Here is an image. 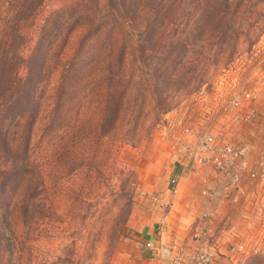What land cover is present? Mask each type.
<instances>
[{
    "label": "rangeland",
    "instance_id": "obj_1",
    "mask_svg": "<svg viewBox=\"0 0 264 264\" xmlns=\"http://www.w3.org/2000/svg\"><path fill=\"white\" fill-rule=\"evenodd\" d=\"M104 1L98 0L97 6L87 0H0V115L6 81L21 78L30 57L27 74L33 79L27 86L36 96L33 102L38 97L39 110L30 169L38 165L49 173L46 195L37 202L46 207L35 215L29 206L25 224L18 214L11 219V227L23 238L19 264H138L131 256V237L153 215L158 214L156 224L165 223L153 198L160 202L166 195L177 165L172 151L181 126H195L204 110L223 101L227 90L241 83L245 70L264 71L263 28L253 35L260 34L251 47L242 36L232 48H222L221 54L215 47L206 70L198 65L187 74L184 65L173 78V87H165L158 99L144 85L135 90L139 52L145 48L147 53L150 46L161 48L167 41L171 31L167 21L174 8H168L154 25L150 45L142 43L138 30L110 15ZM254 1L261 4L264 25V0ZM117 71L130 81L129 89L120 114L103 131L110 92L106 73ZM15 86L21 88L17 82ZM139 92L142 99L136 98ZM157 104L170 109L155 122ZM47 119L51 125L44 132ZM25 123L24 114L12 123L0 118V134L6 141V134L10 135L14 145L12 139L22 135ZM29 186L25 174L11 204L26 198ZM1 203H6V195ZM246 261L264 264V253L252 254Z\"/></svg>",
    "mask_w": 264,
    "mask_h": 264
},
{
    "label": "trees",
    "instance_id": "obj_2",
    "mask_svg": "<svg viewBox=\"0 0 264 264\" xmlns=\"http://www.w3.org/2000/svg\"><path fill=\"white\" fill-rule=\"evenodd\" d=\"M87 2H94L98 6V0ZM102 5L110 15L117 19L121 18L127 28L138 30L144 44H150L153 36L150 35L151 30L154 25L160 23L165 11L174 8L172 18L167 21V26L169 30L171 29L167 32V41L165 40L161 48L150 46L147 53L145 48L139 52L140 79L134 82L135 90L144 85L147 92L152 90L156 99L161 96L165 87L168 89L173 87V78L180 75V69L184 65L188 67V71H185L187 74L198 65L200 70H206L214 59L215 47H219L218 53L221 54L222 48H232L241 36L248 38L251 47L260 36L259 33L255 37L253 35L264 28L259 13L261 4L254 0H105ZM29 58L25 60L21 78L15 77L14 81L11 77L10 83L6 81L5 108L0 115L2 120L6 118L9 123L22 114L26 118L22 135L12 139L15 141L14 145H11L10 135L6 134V141L5 136L0 134V162L3 163V167H0V264H19L21 261L23 238L11 227V219L18 214L25 224V213L29 211V206L35 215L36 210L46 207V203L41 206V203L37 202L38 198L41 200L40 196L46 195L45 183L49 173H43L38 165L30 169L31 138L39 110L38 97L33 102V96L34 98L36 96L27 86L33 79V74H27ZM42 72L44 73V69ZM13 74L16 76V72ZM106 75L107 89L110 88V92L106 99L108 101L105 108L106 116L101 125L103 131L113 116L120 114L121 104L130 83L124 80V73L121 71L107 72ZM16 82L20 89L16 88ZM199 83L201 85L203 81L197 84ZM34 87L36 86L32 88ZM136 98L142 99L143 93L139 92ZM156 107L159 112L155 115V122H158L161 120L160 115L168 111L170 106L157 104ZM50 123L48 120L47 125H44V132L50 129ZM7 128L8 124L6 130ZM25 174H28L30 180L27 197H22L18 202L11 204ZM5 195L6 203H1ZM49 208L51 209L50 205Z\"/></svg>",
    "mask_w": 264,
    "mask_h": 264
},
{
    "label": "built area",
    "instance_id": "obj_3",
    "mask_svg": "<svg viewBox=\"0 0 264 264\" xmlns=\"http://www.w3.org/2000/svg\"><path fill=\"white\" fill-rule=\"evenodd\" d=\"M262 69L245 70L241 83L231 86L223 101L204 110L198 125L181 126L172 157L201 179L198 212L192 214L188 242L156 251L147 242L152 254L142 264H240L244 257L264 252ZM178 180L176 175L169 177L170 196L177 193ZM158 199L153 198V206L166 215L170 202L161 207ZM234 209L236 217L230 213ZM232 254L236 258L229 262Z\"/></svg>",
    "mask_w": 264,
    "mask_h": 264
},
{
    "label": "crops",
    "instance_id": "obj_4",
    "mask_svg": "<svg viewBox=\"0 0 264 264\" xmlns=\"http://www.w3.org/2000/svg\"><path fill=\"white\" fill-rule=\"evenodd\" d=\"M264 136V125L260 132V138ZM192 170V166L188 167ZM206 173H210L207 171ZM171 175L178 176L177 193L170 196L168 188H166V195L162 203H169L168 213L164 215L165 228H162L158 223L156 224L158 214L151 216V220L147 219L144 226L140 229L137 228V236L131 237L132 254L131 256L137 260L138 264L146 263L150 258L152 252L145 247V243L150 242L154 250H160L169 245L183 244L189 241L188 229L192 222V214L198 212V195L201 183L200 177L187 171V168L180 165H175L170 173ZM168 186V185H167ZM166 186V187H167ZM169 195V198H168ZM171 198V199H170ZM158 210V209H156ZM154 213V211H152ZM230 213L236 217L237 209L230 210ZM160 230H159V229ZM264 253V252H260ZM250 256L244 257L240 260V264H247L246 261ZM229 262H234L236 255L232 254L228 257ZM140 261L141 263H139Z\"/></svg>",
    "mask_w": 264,
    "mask_h": 264
}]
</instances>
